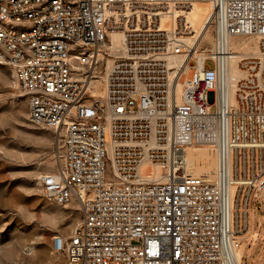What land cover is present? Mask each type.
I'll return each mask as SVG.
<instances>
[{
    "label": "built area",
    "instance_id": "built-area-1",
    "mask_svg": "<svg viewBox=\"0 0 264 264\" xmlns=\"http://www.w3.org/2000/svg\"><path fill=\"white\" fill-rule=\"evenodd\" d=\"M195 3L212 6L207 49L189 39ZM116 30L124 53L93 95ZM242 36L261 44L238 77ZM261 57L264 0H0V61L30 120L55 132L56 170L39 186L81 213L54 250L69 264H244L240 235L264 193ZM196 144L214 148L210 172L189 170Z\"/></svg>",
    "mask_w": 264,
    "mask_h": 264
},
{
    "label": "rangeland",
    "instance_id": "rangeland-1",
    "mask_svg": "<svg viewBox=\"0 0 264 264\" xmlns=\"http://www.w3.org/2000/svg\"><path fill=\"white\" fill-rule=\"evenodd\" d=\"M239 40H250L247 53L259 56L260 37H235L233 42ZM202 42L208 47L212 40L205 37ZM107 57L99 74H107ZM205 64L213 66V61ZM57 160L53 128L30 120L27 98L12 67L0 62V264H69L52 241L57 234H71L81 221L78 204L60 205L39 186L43 174L56 170ZM262 198L254 203L250 227L240 236L246 244L244 264H264V193Z\"/></svg>",
    "mask_w": 264,
    "mask_h": 264
},
{
    "label": "bare ground",
    "instance_id": "bare-ground-1",
    "mask_svg": "<svg viewBox=\"0 0 264 264\" xmlns=\"http://www.w3.org/2000/svg\"><path fill=\"white\" fill-rule=\"evenodd\" d=\"M208 6H207V5ZM202 4V3H195L192 10L188 13V20L192 24L195 30V34L193 36H189L190 40H194L198 38V41H200V45L202 44V40L205 37H208L213 42V37L210 35V15L212 12V6L208 3ZM164 26H170V22H164ZM123 32L116 30L111 33V39L108 42H105L104 46L106 49H110L109 57H107V68L110 67V65L113 63L114 58L124 53V47H123ZM234 39V38H233ZM232 39V47L234 49V56L231 61V73L233 75H236L238 77H244L247 75V71L241 67L240 62L243 59H247L251 56V53H247L249 49H252V46L250 44V40H244L242 42L235 41L233 42ZM258 49L256 51H260V45H258ZM200 49V46H198ZM198 49V51H199ZM207 49V47H206ZM245 50H247L245 52ZM255 51V52H256ZM254 53V52H253ZM112 54H115L114 57H111ZM196 54H199L197 52ZM175 57H181L175 56ZM203 57L200 56V60L202 61ZM0 62H5L0 61ZM261 62L264 65V58L261 57ZM184 74H190L192 69H190L189 66H186ZM96 81V84L94 88H92L93 95H103L105 93V87H104V80L106 78V74H99ZM198 145H205V144H196V145H190L187 147L186 157L188 162V168L189 170L193 171L194 173H202V172H210L216 165V153L214 151V148L210 145H206L205 147H195ZM210 161H214V163L210 164ZM253 213V210H250ZM251 216H249V226L251 222ZM241 236V235H240ZM246 244L242 242L240 249L238 250L239 256H242L244 253ZM31 250V249H29Z\"/></svg>",
    "mask_w": 264,
    "mask_h": 264
},
{
    "label": "crops",
    "instance_id": "crops-1",
    "mask_svg": "<svg viewBox=\"0 0 264 264\" xmlns=\"http://www.w3.org/2000/svg\"><path fill=\"white\" fill-rule=\"evenodd\" d=\"M260 199H263V198H262V196H261V198H260ZM260 199H259V200H260ZM244 250H245V249H244Z\"/></svg>",
    "mask_w": 264,
    "mask_h": 264
}]
</instances>
